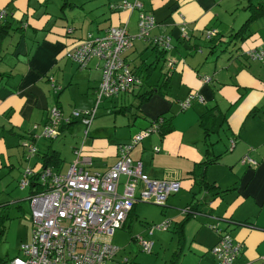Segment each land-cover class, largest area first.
Returning <instances> with one entry per match:
<instances>
[{
	"label": "crops",
	"instance_id": "crops-1",
	"mask_svg": "<svg viewBox=\"0 0 264 264\" xmlns=\"http://www.w3.org/2000/svg\"><path fill=\"white\" fill-rule=\"evenodd\" d=\"M121 1L67 0L64 5V0H0V12L6 11L0 25L8 26L0 28V250L17 257L32 239L33 190L19 185L26 167L40 173L47 162L54 172L65 173L75 160V149L82 148V154L92 158L90 170L106 171L117 162L120 144L164 116L171 130L151 134L131 151L151 178L181 182L179 191L161 205L163 216L166 208L178 210L169 219L170 240L157 243L156 232L150 235L148 226L141 234L154 241L157 258L151 264H168L180 248L179 264H218L212 248L220 236L209 227L212 223L241 244L235 264H264V61L247 55L264 47V17L251 24L245 37L235 35L251 15L250 0H138L156 18L151 35L169 36L172 49L162 54L151 41L135 38L124 58L143 77L141 87L104 100L93 132L86 137L85 126L74 120L54 139H33L47 123L52 107H59L65 116L77 108L94 107L103 62L94 59L80 69L65 51L88 32L101 34L111 26L126 24L136 35L139 10L112 7ZM210 29L218 32L214 40L204 36ZM205 76L209 83L203 82ZM51 77L61 87L58 92ZM148 92L151 96L140 104L139 95ZM191 93L205 101L196 97L182 109L180 102ZM119 115H123L120 126L116 125ZM29 141L37 146V153L27 159L24 145ZM157 146L159 151L154 149ZM52 154L60 160L48 163L45 156ZM244 156L257 164L243 163ZM215 159L205 169L206 183L215 188L208 191L196 183L193 173L200 164V175L202 163ZM125 181L122 176L119 194ZM195 204L200 206L186 221L184 243L179 242L176 224ZM136 212L137 202L119 230L131 226ZM134 242L140 246L136 236L126 247L116 244L121 251L111 262L127 257L133 264ZM169 244L171 251L161 263L159 253Z\"/></svg>",
	"mask_w": 264,
	"mask_h": 264
},
{
	"label": "built area",
	"instance_id": "built-area-1",
	"mask_svg": "<svg viewBox=\"0 0 264 264\" xmlns=\"http://www.w3.org/2000/svg\"><path fill=\"white\" fill-rule=\"evenodd\" d=\"M113 8L129 11L139 10L138 31L132 35L126 24L111 26L103 33L88 32L76 45L65 51V56L80 69L88 67L96 59L103 62L102 79L96 90V102L91 109H74L68 116L54 106L50 109L47 123L33 139H54L59 136L63 123L80 121L85 126V136L97 117L100 104L107 99L130 94L144 83L143 77L133 71L124 58V54L132 47L135 38L149 40L161 50L172 49L171 38L166 35L152 36L156 26L154 15L144 11L143 4L138 1L123 0ZM6 11L0 12V20ZM184 30V29H183ZM218 35L217 30L205 32V38L211 40ZM251 60L264 61V47L247 52ZM173 61L167 64V71ZM50 81L56 92L60 90L55 80ZM210 77L203 78L209 83ZM204 97L191 93L180 102L182 109L191 106L193 100ZM163 117H159L146 129L138 132L130 142L118 146V160L108 170L92 171V158L82 154V148L75 149V160L65 173L54 172L46 167L36 173L30 166L26 167L20 180V187L27 188L34 176L39 177L41 189L30 196V217L32 221L31 242L23 245L20 255L10 260L9 264H108L115 259L121 247L113 243L117 230L124 227L127 217L136 202H150L164 205L168 197L179 191L181 182L176 179H154L143 171V164L131 156L132 149L146 137L159 133ZM37 129V126L34 127ZM232 147L235 141H231ZM27 159L37 153L33 142H26ZM155 151H159L157 146ZM243 163L257 164L249 156H244ZM126 181L122 194L117 191L120 179ZM186 211V210H185ZM172 227L171 220L152 225L149 234L156 230L167 231ZM209 227L220 237L213 246L212 253L218 264H235L241 252V244L223 230L218 223ZM136 240L142 250L152 253L154 241L141 235ZM116 264H129L127 257Z\"/></svg>",
	"mask_w": 264,
	"mask_h": 264
},
{
	"label": "rangeland",
	"instance_id": "rangeland-1",
	"mask_svg": "<svg viewBox=\"0 0 264 264\" xmlns=\"http://www.w3.org/2000/svg\"><path fill=\"white\" fill-rule=\"evenodd\" d=\"M103 103H104V101L100 104V107L98 109V112H100V113L102 111L101 107L103 106ZM101 115H104V113H102ZM117 117H118L117 118L118 121L116 122V125L120 126V121L123 119V115H119ZM112 118H113V116H112ZM82 132L84 133L83 137H86L85 136V127L83 128ZM90 132H91V134L93 132L92 126L89 129V133ZM174 196H176V195H173L171 197V199ZM180 203H181V201L178 200V204H180ZM162 210H163V207L161 205L153 204L150 202H141V201L137 202V212H136L137 215L135 217H133V220H131V222L129 221L131 224L130 227L127 225V227L124 230L117 231V233L115 235V239H114L115 243L121 247L128 246L129 242H131L132 236H139V235L143 234L145 232L146 226H148V230H149L150 226L158 225V224L162 223L163 217H164V221L169 220V219H171L170 216H172V213L174 215V213H176L178 211L177 209L172 211L171 209L166 208L165 214L163 216ZM149 224H151V225H149ZM167 231L156 230L155 231L156 233H154V235H153V239L155 241L157 240V243L159 241H163V242L169 241L173 232H167ZM4 244H7V243H4ZM131 245H132V248H131L132 253L136 259L133 264H151L157 258L156 249H154L153 253H147V252H144L142 250V248L140 246H138L135 242L132 243ZM3 246L5 247L6 245L2 244V247ZM170 247H172L171 244L167 245L165 250L163 248L162 252L159 253V260H161L160 261L161 263H162V261L167 259L168 255L171 251ZM5 250H4V252H2L0 250L1 251L0 253H1L2 258L8 257L7 263H5V264H9L10 260L13 259L12 257L15 255V253L14 252L5 253ZM108 264H114V263L110 261V262H108Z\"/></svg>",
	"mask_w": 264,
	"mask_h": 264
},
{
	"label": "trees",
	"instance_id": "trees-1",
	"mask_svg": "<svg viewBox=\"0 0 264 264\" xmlns=\"http://www.w3.org/2000/svg\"><path fill=\"white\" fill-rule=\"evenodd\" d=\"M122 1H123V0H122ZM122 1H121V2H122ZM121 2H120V3H121ZM120 3H119V4H120ZM67 4H68L67 0H64V5H67ZM114 5H117V4H112V7H113ZM248 8H249V10H250V12H251V15H250V17L247 19V21L242 25V27L237 31V33L235 34V35H237V36L245 37V36H246V32L249 30L251 24H252L256 19L264 17V0H250V3H249ZM114 9H116V8H114ZM0 28L3 30V29H7L8 26L1 24V25H0ZM2 30H1V31H2ZM7 32H8V31H7ZM7 32H6V33H7ZM211 40H212V39H211ZM213 40H214V38H213ZM154 47H155V49L158 48L157 46H154ZM161 53L164 54L165 51L161 50ZM152 69H155V67H152ZM152 69H151V70H152ZM167 80H168V78L166 79V81H167ZM163 84L166 85L167 83L164 82ZM125 95H126V94H125ZM138 95H139V94H138ZM120 96H122V95H120ZM150 96H151V92H148V93H145V94H140V95H139L140 104H142V103H144L145 101H147V100L149 99ZM115 98H116V97H115ZM111 99H113V98H111ZM161 117L164 118V121H163V123H162V125H161V129H160V132H159V133L162 134V135H165V134H167V133L171 130V124H170L169 120H167L166 117H164V116H161ZM153 122H154V121H153ZM153 122H152V123H153ZM70 123H73V121H71ZM70 123H63L62 126H61V128H60V130H61L63 127L69 125ZM131 140H132V139H131ZM131 140H130V141H131ZM130 141H129V142H130ZM127 143H128V142H127ZM45 158L47 159L48 163H49L50 161H52V160H53L52 162H55V161L58 162V160H60V159L58 158V156L55 155V154L47 155V156H45ZM216 160H217V159H215V160H208V161L202 163V164H203V169H202L200 175L197 173V170H200V164H198L197 167H196L197 169H195V171H194V173H193V174H195V177H196V183H197L200 187H202V188H204V189H206V190H208V191H213L215 188H214V185H209L208 183H206V180H205V172H206V170H205V169H206V166H207L209 163H213V162H215ZM44 167H47V162L44 164ZM30 187L32 188L33 193L39 191V190L42 188V187H41V183H40V181H39V177H38L37 175L34 176V177L32 178V182H31V184H30ZM33 193H32V194H33ZM199 206H200L199 204H195V205H193V206L187 207V208H186V217H185V219L182 220L181 222H178V223L176 224V232H177V234H178V240H179V242H183V243H184V237H185V235H184V228H185L186 221L188 220V218L191 217V214H194V213H195V210L198 209ZM132 210H133V209H132ZM182 253H183L182 248L178 249V250L174 253L172 259L170 260V262H169L168 264H179V260H180V257H181V255H182ZM5 263H7V259H5V258H1V257H0V264H5Z\"/></svg>",
	"mask_w": 264,
	"mask_h": 264
}]
</instances>
